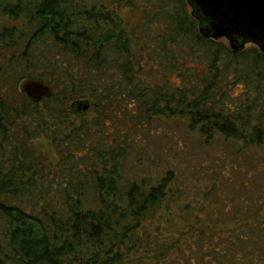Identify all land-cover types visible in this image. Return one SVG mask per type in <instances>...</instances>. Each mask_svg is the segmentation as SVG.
Wrapping results in <instances>:
<instances>
[{
	"label": "trees",
	"instance_id": "obj_1",
	"mask_svg": "<svg viewBox=\"0 0 264 264\" xmlns=\"http://www.w3.org/2000/svg\"><path fill=\"white\" fill-rule=\"evenodd\" d=\"M200 23L187 0H0V264H166L185 234L264 264V184L239 174L257 196L228 212L214 197L246 153L264 177V53L234 51ZM25 76L51 95L20 93ZM158 122L202 150L231 145L203 164L194 205Z\"/></svg>",
	"mask_w": 264,
	"mask_h": 264
},
{
	"label": "rangeland",
	"instance_id": "obj_2",
	"mask_svg": "<svg viewBox=\"0 0 264 264\" xmlns=\"http://www.w3.org/2000/svg\"><path fill=\"white\" fill-rule=\"evenodd\" d=\"M138 10H129L128 8H124L119 10V14L122 19L127 21L128 23H133L137 20ZM252 44L248 43L246 46H250ZM159 123V135H157V142L159 144H164V147H171L170 151H167L168 156L172 162V166L175 169V172L180 175L181 182L183 184H188L192 188L189 190V199L191 205H194L196 200H199L195 193L196 190L193 187L199 186L201 183L197 181V177L205 178V173H202L203 164L209 161L206 167L210 166L214 161H226L229 157L232 156L233 150L230 147L231 145L227 141H222L219 138L210 141V145L208 148H203V150L199 147L200 142L196 139V136L193 133L187 131L180 124H163ZM46 146L42 143L41 148H45ZM221 150V152H219ZM166 152L165 155L167 156ZM189 157L191 161L187 159ZM244 158V162L242 161L240 164H237L234 169L232 168H224L220 174L223 176V183L225 184L221 189H218L215 192V199L218 200L217 203L220 205H225L227 207L226 211L232 207L231 204L234 203V198L236 196V204H240L243 201L239 198V196H255L256 192H250V187L248 186L243 189V185L238 186L234 185L242 178L239 174L243 175V173H248L251 179H254V182L264 184V177L257 172L255 169L252 170V166L258 164V157L250 156L249 153L244 154L242 157ZM239 162V161H238ZM145 167H143L144 169ZM191 168H194L197 171H200L197 174L192 175ZM211 170V169H209ZM152 168L147 169L146 172H151ZM204 174V175H201ZM150 174L154 175L153 172ZM218 178H220V176ZM243 191L246 192V195H243ZM254 198V200H255ZM253 200V201H254ZM255 204L258 203V199L254 201ZM257 206H259L257 204ZM224 228V227H223ZM164 232V231H163ZM224 232V231H222ZM209 235V234H208ZM230 234L225 232V235L229 236ZM175 237H169V242L174 240ZM195 240V239H194ZM189 234H185L182 236L180 240L176 237V244L181 247L182 250H173V252L169 255L166 260V264H243V256L238 257L237 253H240L239 249H235L234 258H230V253H221L222 248L220 250L215 251L216 244L214 242L208 241L207 239H196L195 241ZM199 240V241H197ZM242 253V252H241ZM239 258V259H238ZM232 262V263H231Z\"/></svg>",
	"mask_w": 264,
	"mask_h": 264
},
{
	"label": "water",
	"instance_id": "obj_3",
	"mask_svg": "<svg viewBox=\"0 0 264 264\" xmlns=\"http://www.w3.org/2000/svg\"><path fill=\"white\" fill-rule=\"evenodd\" d=\"M187 2L206 19V24L199 25L201 35L213 39L224 38L234 51L252 43L264 53V0H187ZM16 86L20 93H24L33 102L51 95V89L47 84L28 76L19 79ZM71 105L77 110H85L89 102L76 100Z\"/></svg>",
	"mask_w": 264,
	"mask_h": 264
}]
</instances>
